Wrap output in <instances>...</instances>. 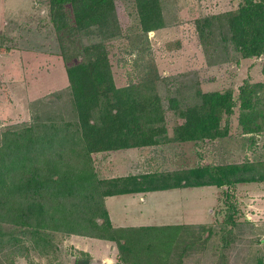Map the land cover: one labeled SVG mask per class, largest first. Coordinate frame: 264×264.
I'll return each instance as SVG.
<instances>
[{
    "label": "rangeland",
    "instance_id": "374dc122",
    "mask_svg": "<svg viewBox=\"0 0 264 264\" xmlns=\"http://www.w3.org/2000/svg\"><path fill=\"white\" fill-rule=\"evenodd\" d=\"M242 1L161 0L166 25L145 34L136 0H115L121 33L103 41L116 84L157 75L170 137L185 120L177 109L198 102V89H232L236 105L232 114L222 118L225 135L164 141L138 146L130 153L125 148L95 152V167L100 175L165 173L207 163L264 161V111L259 110L264 87L254 117L240 118L243 111L239 99L240 87L246 80L264 83V54L242 57L230 44L229 60L211 63L222 54L211 38H206V43L201 38L196 21L236 10ZM93 30L83 34L67 27L57 29L50 15V0H0V145L9 127L35 122L34 115L45 111H65L60 105L68 91L67 66L85 59V45L102 39ZM247 126L256 129L247 131ZM197 189L204 190L195 193V200L200 195L203 202L218 198L212 205V221L164 229L171 238L157 230L160 236L150 237L156 244L151 255L160 251L168 257L162 261L172 264H264V180ZM229 214H234L235 219L228 220ZM1 225L15 233V225ZM17 231L15 243H0V264H82L88 258L87 252L72 241L73 233L51 231L49 243L41 240L37 244L29 233ZM144 255L147 262L156 257Z\"/></svg>",
    "mask_w": 264,
    "mask_h": 264
},
{
    "label": "trees",
    "instance_id": "16d2710c",
    "mask_svg": "<svg viewBox=\"0 0 264 264\" xmlns=\"http://www.w3.org/2000/svg\"><path fill=\"white\" fill-rule=\"evenodd\" d=\"M136 4L145 34L166 25L161 0H136ZM50 15L59 30L67 27L90 34L95 28L102 39L85 45V59L67 66L68 91L60 105L65 111H45L34 115L35 122L9 127L3 133L0 243H15L18 229L29 233L37 244L41 240L49 243L51 231H64L116 240L121 258L133 253L146 260L144 253L160 255H151L156 244L150 237L160 236L157 230L166 233L167 228L113 226L105 203L107 195L264 180V161L207 163L165 173L100 175L95 167V152L225 135L227 129H222L221 121L224 114L234 111L236 98L232 89H198V102L177 109L185 120L170 137L157 75L126 85L116 84L103 41L121 33L115 0H50ZM196 21L201 38H211L222 54L211 63L229 60L230 44L242 57L264 54V0H243L236 10L206 15ZM263 87L261 81L246 80L241 85L240 118L256 116ZM259 110L264 111V99ZM246 129L253 131L256 127ZM234 219V214H229L228 220ZM2 223L15 225V233L1 228ZM164 236L171 238L170 233ZM88 263L87 258L82 264Z\"/></svg>",
    "mask_w": 264,
    "mask_h": 264
},
{
    "label": "crops",
    "instance_id": "0c3cea01",
    "mask_svg": "<svg viewBox=\"0 0 264 264\" xmlns=\"http://www.w3.org/2000/svg\"><path fill=\"white\" fill-rule=\"evenodd\" d=\"M142 148V146H140ZM144 147V146H143ZM124 149V148H122ZM136 147L125 148L130 153ZM124 174H114L118 176ZM110 177V176H108ZM213 185V184H206ZM178 186L161 189L132 191L107 195L105 203L110 219L115 227L155 226L175 229L184 226L203 225L212 221V205L204 202L202 195L195 200V193L201 186ZM73 242L80 250L87 252L88 264H172L162 261L163 257H153L151 262L133 253L121 258V249L116 240L73 233ZM158 254H161L159 251ZM170 256H173L172 254ZM146 258V257H145ZM185 258L184 263L186 262ZM180 264V263H179Z\"/></svg>",
    "mask_w": 264,
    "mask_h": 264
}]
</instances>
